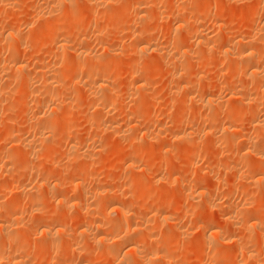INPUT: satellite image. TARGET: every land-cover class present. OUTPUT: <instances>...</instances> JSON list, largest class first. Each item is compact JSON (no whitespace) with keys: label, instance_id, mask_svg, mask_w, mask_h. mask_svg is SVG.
I'll list each match as a JSON object with an SVG mask.
<instances>
[{"label":"bare ground","instance_id":"obj_1","mask_svg":"<svg viewBox=\"0 0 264 264\" xmlns=\"http://www.w3.org/2000/svg\"><path fill=\"white\" fill-rule=\"evenodd\" d=\"M222 1L0 0V264H264V0Z\"/></svg>","mask_w":264,"mask_h":264},{"label":"rangeland","instance_id":"obj_2","mask_svg":"<svg viewBox=\"0 0 264 264\" xmlns=\"http://www.w3.org/2000/svg\"><path fill=\"white\" fill-rule=\"evenodd\" d=\"M225 1H227V0H224V1H222V2L224 3ZM31 2H32V1H31ZM31 2H29V0H27V3H28V4H29V3L31 4ZM229 2H232V1L230 0ZM227 3H228V1H227L226 3H224V6H227ZM232 3H233V2H232ZM230 4H231V3H230ZM230 4H228V7H229ZM214 5H215V4H214ZM231 5H232V4H231ZM231 5H230V8H231ZM233 5H234V4H233ZM233 5H232V6H233ZM28 7H29V5H28ZM30 7H31V6H30ZM204 7H205V8H206V7L208 8L209 6L206 5V6H204ZM204 7H203V8H204ZM215 7H216V6H215ZM215 7H214V6L212 7V4H211V9H212V10H213ZM218 7H219V6H218ZM26 8H27V5H25V6L23 7V9H26ZM234 9H236V11H237V8H234ZM16 10H17V9H16ZM28 10H29V9H28ZM214 10H217V9H214ZM238 11H240V10H238ZM238 11H237V12H238ZM200 13H202V12L200 11ZM197 14H198L197 16H199V17H198L199 19H202V18H203V15H202V14H199V13H197ZM201 17H202V18H201ZM238 19H239V18H238ZM240 19H242V20L245 22V17H244V18H240ZM161 22H162V24H161ZM161 22H160L161 28L158 29V30H156V31H158V32H156V34L159 33L158 35H155L157 38L161 35L162 31H163L165 28L168 27V26H167L168 24H166L167 27L164 26V25H165V21H161ZM21 23H22V21H21ZM166 23H169V22L166 21ZM163 24H164V25H163ZM21 25H23V24H21ZM163 26H164V27H163ZM160 30H161V31H160ZM165 30H166V29H165ZM160 38H161V39H160ZM160 38H159V39L163 41L162 36H161ZM1 56H2V55H0V57H1ZM156 66H157V67H160V68H157ZM156 66H155V67L157 68V73L152 71V70H155V69L153 68V69L150 71L151 73L153 72V73H152L153 75L150 74V76L152 75L153 77L151 76L150 78L152 79V81H154L155 83H157V84L159 85V87H160V85H161V87H162V86H163L162 83L167 82V80L164 81V79H165V78H168L169 75L167 74V71H165L166 69L164 70V68H165V67H164V66H165L164 64H162L163 68L160 66V64H159V65H156ZM160 69H161V70H160ZM162 69H163V70H162ZM158 70H159L160 73L158 72ZM155 71H156V70H155ZM161 72H162V73H161ZM154 73H156V74L154 75ZM157 74H160V75H157ZM125 75H126V74H125ZM154 76H156L157 79H156ZM158 76H159V77H158ZM163 76H164V77H163ZM166 76H168V77H166ZM121 77H122L123 80L125 81L124 75H121V76L119 77V79L117 80V81H118V84H119V83H123V82H121V81H122ZM125 77H126V76H125ZM203 77H205V79H209V78H212V75L206 74L205 76L203 75ZM127 78H128V77H127ZM163 78H164V79H163ZM1 79H2V78H1ZM1 79H0V80H1ZM128 79H129V78H128ZM128 79H126V80H128ZM161 79H163V80H161ZM155 80H156L157 82H156ZM2 81H3V79H2ZM117 81H116V82H117ZM119 81H120V82H119ZM128 81H129V80H128ZM159 81H161V82H160L161 84L158 83ZM125 82H126V81H125ZM72 85H74V84L72 83ZM72 85H71V86H72ZM159 87H158V90H156V94H155V96H154V97H158V96H159V100L155 98V102L157 101V104L154 103V101H153V103H151V104H153L154 106L152 105V106L150 107L151 109H152V108L155 109L156 105H158V104L160 103V100L162 99V98H161L162 95H159V94H162V91L160 90L161 87H160V88H159ZM161 89H162V88H161ZM159 90H160V93H157ZM123 92H124V91H123ZM121 93H122V92H121ZM121 93H120V95H122V96H120V95H119V96H120L121 98H124V96H125L126 93L124 92V93H123L124 95L121 94ZM126 95H127V94H126ZM128 95H129V94H128ZM156 95H157V96H156ZM129 96H130V95H129ZM129 96H128L127 98H130ZM127 98H126V96H125V99L129 101V99H127ZM130 100H131V99H130ZM158 101H159V102H158ZM151 104H150V105H151ZM161 106H162V104H161ZM161 106H160V104H159V107H161ZM163 106H164V105H163ZM163 106H162V108H163ZM159 107H158V106L156 107V109H155V110H156L155 115L157 114V117H158V114H159V116L161 117V120H163L164 117L162 118V116H164V114H165V116H166V115L169 113V111H168L167 107H165L166 110H165L164 108L161 109V108H159ZM157 108H159V109H157ZM155 110H153V112H155ZM161 110H162V111L165 110V111H167V112L164 113V112H162ZM159 111H161L162 113L159 112ZM74 113H75V112H74ZM77 113H78V112L76 111V114H74V115H75L74 117L76 118V119L74 118V120H75V121H74V122H75L74 125L76 124V126L79 127V128L82 130L83 127L86 128V126H87L88 123L90 122L89 119L92 120V117L90 116L91 118H89V119L87 118V120L84 121V118L82 119L81 117H78V116H77V115H78ZM163 113H164V114H163ZM152 116H153L152 118L155 119L154 117H156V116H154V114H152ZM157 117H156V119H157ZM160 117H159V119H160ZM78 119H79V120H78ZM164 119H167V117H165ZM77 120H78V123H76ZM88 121H89V122H88ZM153 121H154V120H153ZM87 122H88V123H87ZM153 123H154V122H153ZM155 123H156V122H155ZM85 124H87V125L85 126ZM17 125H18V123H17ZM78 125H79V126H78ZM153 125H154V124H153ZM245 125H246V123L243 124V127H244V128L247 127V126H245ZM21 126H22V125L20 124V126H19V127L16 126V128L18 127V128L20 129V131H21ZM24 126H25V125L22 126V128H23L22 131H24L25 128L27 127V126H26V127H24ZM151 126H152V125H151ZM167 126H169V125H167ZM169 127H170V128H168V129H171V130H167V132H168V131H172L173 129H176V128L172 127L171 125H170ZM27 128H28V127H27ZM85 128H84V129H85ZM87 128H88V127H87ZM166 129H167V128H166ZM0 130H3V129L0 128ZM24 132L26 133V130H25ZM27 133H29V131H28ZM83 140H84V139H83ZM83 140H82V141H83ZM84 141H85V140H84ZM86 141H87V143H88V142L91 143V142H90L91 139H89V141H88V140H86ZM86 141H85V142H86ZM85 142H84V143H85ZM79 143L82 144L81 141H80ZM87 143H85L84 145H86ZM196 159H197V163H198V164H199L200 162H201V163L203 162V165H204V162H206V161L203 160V159H201L200 162H198L199 159H200V158L198 159V157H196ZM196 159H195V160H196ZM62 160H64V158H63ZM202 160H203V161H202ZM64 162H65V161H64ZM62 163H63V162H62ZM99 164H100V163L95 164V168H97V169H96V172H99L100 170H104V172L107 171V172H106V174H107L106 178L109 177V176H111V174H112L113 172H114V173L112 174V176H114L115 174H117L118 172H120L121 169H122V167L119 166L120 163H118V162L115 163L116 168H115L114 166H110V164L107 165V162H105L104 166L107 165L109 168H107V166H105L106 168H103V167H104V166H102L103 164H102V165H101V164L99 165ZM199 165H200V164H199ZM98 166H99L100 168H99ZM101 167H102V169H101ZM117 167H120L121 169H119V168H117ZM106 169H107V170H106ZM108 169H111V170H108ZM115 169H117V171H116ZM105 170H106V171H105ZM113 170H114V171H113ZM118 170H119V171H118ZM181 170H182V171L179 170L181 173H180L179 171H177V172H178L179 174H185V171H184L183 169H181ZM108 171H110V172L108 173ZM162 171H163V170H162ZM165 172H166V171L164 170V172H162V173H163L166 177H167V174H168L169 178H168V177H167V178H168V180H169V179H170V175H169L170 172H169V171H168L169 173H165ZM183 172H184V173H183ZM198 172H199V171H197V173H198ZM186 173H189V172H186ZM190 173H191V171H190ZM190 173H189V174H190ZM163 174H162V175H163ZM193 174H195V173L192 172L191 176H193ZM199 174H200V176H201V175H203L204 173L202 174V173L199 172ZM224 174H225V173H224ZM224 174L221 173V178H220V179H222V177H223V181L225 180V179H224V178H225V175H224ZM164 175H163V177H164ZM208 175H210V174H207V176H208ZM104 176H105V175H104ZM112 176H111V177H112ZM194 176H199V175H194ZM210 176H211V175H210ZM210 176H208V177H209L208 180H207V178H206L205 176H204V178H202V176H201V178L204 179L205 182H206V180H207L208 182H210ZM226 176L229 177V175H226ZM101 177H102V174H101ZM157 177H158V176H156V178H157ZM228 177H227V178H228ZM103 178H104V177H103ZM106 178H105V179H106ZM109 178H110V177H109ZM212 178H213V176H211V180H213ZM91 179H92V178H91ZM165 179H166V178L164 177L162 180H165ZM89 180H90V179H89ZM92 180H93V179H92ZM92 180L89 182V184H91V182L93 183V182H95V181H96V182H95L96 184H99V183H97V182H98L97 179H94V181H92ZM158 180H159V179L156 180L157 183H158V182L160 183L161 181H158ZM171 180H172V182H173L172 184L174 185V182H175V181H173L172 177H171L170 181H171ZM184 180L187 181V178L184 179ZM215 180H216V178H215ZM238 180H239V179H238ZM101 181H102V180H101ZM101 181H100V183H101ZM102 182H103V181H102ZM211 182H213V181H211ZM235 182H236V180H235ZM235 182H234V186H233V189H234L235 191L233 190V193H234L235 197H236V195L239 194L238 197H236V198H239V197H240V193H237L239 189L236 190V187L241 188L242 185H243V181L240 180V182H242V185H239V186H237V185H238L237 182L239 183V181H237V182H236V187H235ZM157 183H156V184H157ZM169 183H170V182H169ZM96 184H95V185H96ZM170 184H171V183H170ZM175 184H176V185H174V186H175L176 189L178 190V187H177L178 184H177V183H175ZM240 184H241V183H240ZM92 185H94V183H93ZM157 185H158V184H157ZM167 185H169V184H167ZM240 186H241V187H240ZM172 187H173V186L170 185V188H172ZM175 187H174V188H175ZM172 189H173V188H172ZM176 189H173V190L175 191ZM177 190H176V191H177ZM174 191H173V192H174ZM236 191H237V192H236ZM239 191H240V190H239ZM178 192H179V191H178ZM214 192H216V191L214 190ZM235 192H236L237 194H235ZM175 193L177 194V195H176L177 197L175 196V194H173L172 197H176V198H174V199H177V198H178L177 200H180L179 197H181V195H180L179 193H177V192H175ZM216 193H217V192H216ZM233 193H232V196L234 197ZM217 194H218V195L215 194L216 197L219 196V194H220V195H221V199H223L224 197H225L224 199H226V195H227V193L224 194L223 192H219V193H217ZM178 195H179V196H178ZM224 195H225V196H224ZM222 196H223V198H222ZM172 197H171V200L173 201L174 199H173ZM227 197H228V195H227ZM181 198H182V197H181ZM218 198H220V197H218ZM177 200H175V202H176ZM183 200H185V199H181L182 203H184ZM177 202H180V201H177ZM180 203H181V202H180ZM184 204H188L186 200H185V203H184ZM201 206H202V205H201ZM263 207H264V206H263ZM200 208H201V207H200ZM177 215H179V214H177ZM180 216H182V215L180 214ZM180 216H179V217L177 216V218L180 219V218H181ZM183 216H184V215H183ZM187 217H188V216H187ZM187 217H186V218L183 217V218H181V220H179L180 222H179V221H177V222H178L179 224H183L184 221H183L182 219H186V221H185V223H184L183 225H186V226H187V223H186V222H188V224L190 225V221H189V219H188ZM187 219H188V221H187ZM181 221H182V223H181ZM70 223L72 224V222H70ZM71 224H70V225H71ZM70 225L68 224L69 228L72 227V226H70ZM73 225H74V224H73ZM189 225H188L187 227L190 228ZM192 227H193V226H192ZM193 228H194V227H193ZM191 230H194V231L191 232L192 234L188 232V233H187L188 235H186V236H188V237L190 238V241L192 242V240H193L195 237H193V236H191V235L196 236V234H194V233L196 232V230L191 228L189 231H191ZM189 235H190V236H189ZM183 236H185V235H183ZM182 238H184V237H182ZM189 238L185 237L186 240L183 239L184 242L190 244L191 242L189 241ZM188 241H189V242H188ZM193 242H195V241L193 240ZM193 242H192V243H193ZM189 246L191 247V246H193V245H189ZM191 248H192V247H191ZM191 248H189V249H191ZM183 250H185V248H184ZM187 250H188V249H187ZM187 250H185V252H186L185 256L187 257V259H186V257H185V259H186V261H188V262L191 261L190 263L187 262V264H193L194 261H195L196 259H195L194 257H192V256H194V255L192 254V253H193L192 250H191V253H190V250H189V251H187ZM185 252H184V253H185ZM188 252H189L190 254H189ZM187 254H188V256H187ZM190 256L192 257L193 260H191V257H190ZM261 256L263 257L264 255L261 254ZM189 257H190V260H189ZM180 259H181V258L178 257L177 260L180 262V261H181ZM194 259H195V260H194ZM221 259H222V258H221ZM33 260H34V258H33ZM97 260H98V259H97ZM102 260L104 261V263L106 262V261L102 258V259H100V262H99V260H98L99 264H100V263H101V264L103 263ZM192 261H193V263H192ZM219 261H221V260L218 259V262H219ZM95 262L98 264L97 261H95ZM195 262H196V261H195ZM96 263H95V264H96ZM196 263H197V264H203V263H199L198 261H197ZM196 263H195V264H196ZM176 264H180V263L177 262Z\"/></svg>","mask_w":264,"mask_h":264}]
</instances>
